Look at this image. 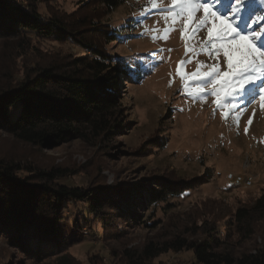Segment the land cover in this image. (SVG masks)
I'll return each instance as SVG.
<instances>
[{
  "label": "rangeland",
  "instance_id": "374dc122",
  "mask_svg": "<svg viewBox=\"0 0 264 264\" xmlns=\"http://www.w3.org/2000/svg\"><path fill=\"white\" fill-rule=\"evenodd\" d=\"M13 1L26 4L27 0ZM82 1L49 0L39 6V11L44 18L50 14L73 16L78 12L79 16L97 17V26L102 31L93 33L94 44L110 55L121 70L117 75L120 102L115 116L122 124L121 130L113 129L100 138L89 135L70 139L48 148L23 144L0 130V159L43 172L62 169L67 174L57 181L62 185L103 190L107 197L121 202L141 200L151 190L166 186L177 192L187 186L190 189L138 213L142 217L139 225L117 221L118 232H123L119 238L105 236L102 223H94L93 216L89 217L91 226L84 229L81 237L72 221H83L84 208L82 204L71 203L60 223L67 243L62 256L71 264H126L125 251L140 252L150 242L161 244L178 235L191 237L187 230L199 226L205 216L216 215L220 226L230 223L232 212L251 207L264 195L261 82L257 80L256 90L245 95L239 112L232 111L235 104L231 108L218 107L216 97L211 95L212 86L203 83L208 78L197 79L193 74L210 71L217 62L221 71H227L226 57L222 52L218 57L201 52L207 39L206 29L192 39H182L184 22L166 21L161 12L172 7L171 0H156L158 8L151 7V0H124V5L111 12L92 5L80 11ZM254 1L258 8L246 9ZM232 2L219 0L213 10L221 16L227 14L231 21L235 18L226 5ZM258 16H264V3L247 0L233 26L242 34L259 30L264 21L250 23ZM169 28L175 30L165 40L163 35ZM106 31L121 37L109 43L111 35ZM4 44L0 47V71H14L18 80L34 64L45 67L91 54L68 41L32 38L26 41L29 48L25 57L11 58ZM124 72H128L129 79H124ZM199 87L204 91L196 96L188 94ZM225 112L229 113L227 117ZM114 124L111 120L110 125ZM248 178L250 185L246 184ZM143 222L155 224V228ZM256 247H264V220L256 221L255 234L242 244L243 250ZM0 264H58V259L50 256L40 261L27 257L0 241ZM153 264L198 263L193 253L185 250L163 254Z\"/></svg>",
  "mask_w": 264,
  "mask_h": 264
},
{
  "label": "trees",
  "instance_id": "16d2710c",
  "mask_svg": "<svg viewBox=\"0 0 264 264\" xmlns=\"http://www.w3.org/2000/svg\"><path fill=\"white\" fill-rule=\"evenodd\" d=\"M47 1L27 0L26 4H18L0 0V47L6 43L9 57L23 58L29 48L26 41L38 38L68 41L91 54L45 67L34 64L20 80L10 69L0 71V130L23 144L43 148L89 135L100 138L113 129L121 130L122 124L115 120L120 102L117 75L121 70L110 55L94 44L93 33L102 31L97 17L79 16L78 12L73 16L50 14L44 18L39 6ZM124 3L84 0L80 11L92 5L111 12ZM257 6L254 1L246 9L253 11ZM106 33L111 35L109 43L121 37ZM123 77L129 79L128 72ZM111 120L116 124L110 125ZM66 176L62 169L43 172L0 159V241L27 257L41 261L56 256L58 264H71L62 256L67 243L60 229L71 203L84 208L83 221H72L81 237L84 229L91 226L89 217L93 216L94 223H102L105 236L119 238L123 232H118L117 221L139 225L142 217L138 213L190 189L187 186L177 192L166 186L151 190L141 200L121 202L107 197L103 190H84L57 182ZM229 216L231 222L222 226L216 215L205 216L199 226L187 230L191 237L178 235L161 244L150 242L140 252L125 251L126 264H153L163 254L185 250L193 253L198 264H264V247L242 249V244L255 234L256 221L264 220V195L251 207L239 208ZM143 224L155 228V224Z\"/></svg>",
  "mask_w": 264,
  "mask_h": 264
},
{
  "label": "snow or ice",
  "instance_id": "6c2138e0",
  "mask_svg": "<svg viewBox=\"0 0 264 264\" xmlns=\"http://www.w3.org/2000/svg\"><path fill=\"white\" fill-rule=\"evenodd\" d=\"M246 2L247 0H233L230 5H226L232 17L235 18L231 21L227 14L221 16L218 11L213 10V6L219 3V0H171V8L161 9L166 21L170 19L173 24L184 22L182 39H192L200 31L206 29L207 39L203 42L201 52L215 57L222 52L226 57L227 71H221L217 62L210 71L193 75L197 79L208 78L203 80V83L212 86L211 95L216 97L217 106L231 108L235 104L236 107L232 108L233 112L241 110L240 104L245 95L256 90L257 80L261 82L259 91L264 93V26L259 30L249 31L247 34H242L233 26L240 19ZM261 3H264V0H261ZM151 7H159L156 0H151ZM201 12L203 15L198 17L197 14ZM260 21H264V16H258L250 23ZM173 30L175 29H166L163 39L167 40L168 33ZM188 51H193V49L188 48ZM180 73L184 75L182 68ZM246 85L252 88L249 89ZM203 91L204 88L199 87L194 91H189L188 94L196 96ZM261 99H264V95ZM228 114L225 112L224 116L227 117ZM251 122V120L248 121L249 124ZM245 131L247 132V128Z\"/></svg>",
  "mask_w": 264,
  "mask_h": 264
},
{
  "label": "built area",
  "instance_id": "2783aa9c",
  "mask_svg": "<svg viewBox=\"0 0 264 264\" xmlns=\"http://www.w3.org/2000/svg\"><path fill=\"white\" fill-rule=\"evenodd\" d=\"M246 184H249L250 185L251 184V179L248 178Z\"/></svg>",
  "mask_w": 264,
  "mask_h": 264
}]
</instances>
